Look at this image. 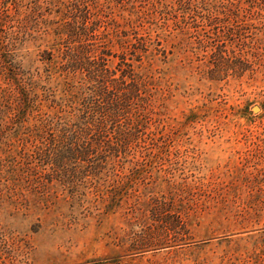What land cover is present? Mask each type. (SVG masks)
<instances>
[{
  "label": "rangeland",
  "instance_id": "rangeland-1",
  "mask_svg": "<svg viewBox=\"0 0 264 264\" xmlns=\"http://www.w3.org/2000/svg\"><path fill=\"white\" fill-rule=\"evenodd\" d=\"M105 2L95 33L111 69L125 58L146 80L134 135L110 159L42 164L32 181L3 169L0 264H242L264 230V0ZM51 17L12 51L41 114L62 89Z\"/></svg>",
  "mask_w": 264,
  "mask_h": 264
},
{
  "label": "trees",
  "instance_id": "trees-1",
  "mask_svg": "<svg viewBox=\"0 0 264 264\" xmlns=\"http://www.w3.org/2000/svg\"><path fill=\"white\" fill-rule=\"evenodd\" d=\"M23 1H0V176L4 169L32 181L42 164L72 159L105 161L116 156L134 135L128 128L134 123L132 117L140 115L135 101L141 98L146 80L125 58L117 64L123 68L118 77L111 69L109 41H102L103 34L96 37L95 33L100 28L96 23L102 24L98 12L109 15L104 4L100 5V0H28L30 5H26ZM106 1L105 9L111 0ZM46 14L53 16L43 20V33L50 43L48 59L53 62L48 74L52 78L57 73L62 85L60 97L50 99L52 114L38 113L43 97L35 91L31 77H24L12 52L20 37L29 34L24 33L30 28L27 24ZM116 25L119 29V23ZM58 85L47 89L55 92ZM30 118L36 121L32 126L27 124ZM125 120L127 126L121 129ZM8 132L13 140L3 142ZM241 261L264 264V230Z\"/></svg>",
  "mask_w": 264,
  "mask_h": 264
},
{
  "label": "water",
  "instance_id": "water-1",
  "mask_svg": "<svg viewBox=\"0 0 264 264\" xmlns=\"http://www.w3.org/2000/svg\"><path fill=\"white\" fill-rule=\"evenodd\" d=\"M256 109H257V107H254V108H253V111H255Z\"/></svg>",
  "mask_w": 264,
  "mask_h": 264
}]
</instances>
